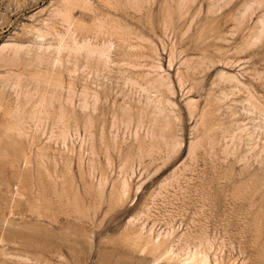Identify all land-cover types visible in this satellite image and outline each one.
<instances>
[{"label":"rangeland","instance_id":"rangeland-1","mask_svg":"<svg viewBox=\"0 0 264 264\" xmlns=\"http://www.w3.org/2000/svg\"><path fill=\"white\" fill-rule=\"evenodd\" d=\"M62 1L0 0V264H264V0Z\"/></svg>","mask_w":264,"mask_h":264},{"label":"bare ground","instance_id":"bare-ground-1","mask_svg":"<svg viewBox=\"0 0 264 264\" xmlns=\"http://www.w3.org/2000/svg\"><path fill=\"white\" fill-rule=\"evenodd\" d=\"M135 1H137V0H135ZM139 1H140V0H139ZM178 1H179V0H178ZM189 1H190V0H189ZM62 2H63V4H64V6L66 5V7H64V8H66V9L64 10V8H63L62 11L59 12V10H58V12L60 13L59 15H62L67 21H69V20L71 21V18H72V17H71V15H72L71 12H72V10H74L75 8H77V10H78V8H80V6H83L82 8H84V7L86 8V7H88V6L90 5V4L88 5L89 2H86L85 0H63ZM62 2H61V3H62ZM114 2H115V1H114ZM128 2H129V1H128ZM137 2H138V1H137ZM181 2H182V1H181ZM193 2H194V1H193ZM120 3H121V2H120ZM146 3H147V2H146ZM91 4H92V2H91ZM173 4H174V3H173ZM256 4H257V3H256ZM108 5H109V4H108ZM132 5H134V4L132 3ZM61 6H62V5H61ZM165 6H166V5H165ZM180 6H181V5H180ZM180 6H179V7H180ZM176 7H177V6H176ZM90 8H92L91 5H90ZM90 8H89V7L86 8L85 11H84V9H83V11L86 12V10L88 9L87 11L90 12V10H91ZM134 8H135V7H134ZM165 8H166V7H165ZM89 9H90V10H89ZM56 11H57V10H56ZM56 11H55V13H56ZM74 11H75V10H74ZM80 11H81V10H80ZM58 12H57V14H58ZM61 12H62V14H61ZM91 12H93V10H92ZM166 12H167V11H166ZM179 13H180V12H179ZM184 13H185V12H184ZM245 13H246V12H245ZM48 14H49V13H48ZM48 14H47V15H48ZM52 14H53V13H52ZM179 15H180V14H179ZM263 16H264V15H263ZM57 17H60V16H57ZM109 18H110V17H109ZM46 19H47V18H46ZM62 19H63V18H62ZM135 19H136V18H135ZM66 20H65V21H66ZM260 20H261V19H260ZM67 21H66V22H67ZM70 21H69V23H70ZM115 21H116V20H115ZM121 21H122V20H121ZM95 22H96V21H95ZM51 23H52V22H51ZM63 23H64V22H63ZM63 23H62V24H63ZM69 23H68V24H69ZM77 23H79V22H77ZM80 24H81V23H80ZM98 24H99V23H98ZM100 24H101V23H100ZM112 24H113V23H112ZM123 24H124V23H123ZM77 25H78V24H77ZM81 25H82V24H81ZM101 25H102V24H101ZM69 26H70V25H69ZM69 26H68V27H69ZM98 26H99V25H98ZM98 26H97V27H98ZM125 26H126V25H125ZM75 27H76V26H75ZM82 27H83V26H82ZM72 28H73V26H72ZM77 28H79V27L77 26ZM90 28H91V27H90ZM101 28H102V26H101ZM126 28H127V27H126ZM126 28H125V29H126ZM69 29H70V27H69ZM121 29H122V28H121ZM73 30H75V29H73ZM82 30H84V28H83ZM85 30H87V29H85ZM88 30H89V29H88ZM122 30H123V29H122ZM77 31H78V30H77ZM77 31H76V32H77ZM94 31H95V30H94ZM107 31H108V30H107ZM129 31H130V30H129ZM69 32H71V31H69ZM74 32H75V31H74ZM74 32H71V39H70V42H71V43H70V46H69V44H68V46H67V45L63 46V45L66 44V43L60 42V41H62V40L59 41L61 44L63 43L62 47H64V49H65V47H69L68 49H70L71 51H74V52L77 51L76 53H79L80 51H81V52L84 51V52H86V54H88V55H90V54L93 55V54H94V56H95V54H97V55H99L100 57L102 56L101 58H103V57L105 58V55H104V54H107V50H108V49H104L105 46H103V49H104V50L101 51L102 48L98 49L97 47H96V48H95V47H92V46H91L92 44L87 43L85 40H83L82 42L79 43V41L76 40L77 37L75 38ZM100 33H101V31H100ZM109 33H110V32H109ZM127 33H128V32H127ZM75 34H76V33H75ZM41 35H42V34H41ZM49 35H50V34H49ZM98 35H99V34H98ZM105 35H106V34H105ZM140 35H141V34H140ZM58 36H59V35H58ZM64 36H65V35H64ZM96 36H97V35H96ZM121 36H123V34H122ZM65 37H66V36H65ZM124 37H125V36H124ZM135 37H136V36H135ZM143 37H144V36H143ZM121 38H123V37H121ZM125 38H126V37H125ZM66 39H67V38H66ZM71 40H72V41H71ZM87 40H88V39H87ZM121 40H122V39H121ZM138 40H139V39H138ZM146 40H147V39H146ZM146 40H145V41H146ZM122 41H123V40H122ZM124 41H125V40H124ZM141 41H142V39H141ZM60 43H59V46L61 45ZM57 44H58V43H57ZM106 45H107V44H106ZM108 45H109V44H108ZM4 46H5V45H4ZM17 47H18V46H17ZM22 47H23V46H22ZM24 47H25V46H24ZM40 47H41V48H40ZM40 47H39L40 49H43L42 46H40ZM62 47H61V46L59 47V48H61V50L59 49L60 51H62ZM112 47H113V46H112ZM151 47H152V46H151ZM1 48H2V47H1ZM4 48H5V47H4ZM12 48H14V47H12ZM46 48H47V49H46ZM46 48H45L46 50L50 49L49 47H46ZM55 48H56V47H55ZM108 48H109V47H108ZM149 48H150V47H149ZM10 49H11V48H10ZM17 49H18V48H17ZM19 49H20V47H19ZM57 49H58V47H57ZM57 49H54V50L57 51ZM137 49H138V48H137ZM4 50H5V49H4ZM13 50H14V49H13ZM70 50H69L68 52H70ZM112 50H113V49H112ZM6 51H7V49H6ZM139 51H140V50H139ZM0 52H1V51H0ZM68 52H67V53H68ZM74 52H73V53H74ZM108 52H109V51H108ZM70 53H71V52H70ZM82 53H83V52H82ZM15 54H16V53H15ZM31 54H32V53H31ZM153 54H154V53H153ZM49 55H50V54H49ZM88 55L86 56L87 58H88ZM108 55H109V54H108ZM156 55H157V54H156ZM156 55H155V56H156ZM14 56H15V55H14ZM17 56H18V55H17ZM35 56H36V55H35ZM90 56H91V55H90ZM157 56H158V55H157ZM11 58H12V57H11ZM36 58H37V57H36ZM67 58H68V57H67ZM84 58H85V57H84ZM107 58H108V57H107ZM107 58H105V59H107ZM129 58H130V57H129ZM18 59H19V58H18ZM39 59H40V57H39ZM39 59H37V60H39ZM97 59H99V58H97ZM137 59H138V58H137ZM102 60H103V59H102ZM107 60H108V59H107ZM107 60H105V61H107ZM139 60H140V59H139ZM139 60H138V61H139ZM153 60H154V59H153ZM153 60H152V61H153ZM129 61H130V60H129ZM136 61H137V60H136ZM140 61H141V60H140ZM198 61H200V60H198ZM206 61H207V60H206ZM102 62H103V61H102ZM201 62H202V61H201ZM54 63H55V62H54ZM87 63H88V62H87ZM106 63H107V62H106ZM68 64H69V63H68ZM104 64H105V63H104ZM192 64H193V63H192ZM105 65H107V64H105ZM53 66H54V65H53ZM154 66H155V64H154ZM121 67H123V66H121ZM128 67H129V66H128ZM141 67H142V66H141ZM151 67H152V66H151ZM86 68H87V67H86ZM194 68H195V67H194ZM199 68H200V67H199ZM106 69H107V68H106ZM131 69H132V68H131ZM135 69H136V68H135ZM153 69H154V68H153ZM156 69H157V68H156ZM158 69H159V68H158ZM196 69H197V68H196ZM196 69H195V70H196ZM86 70H87V69H86ZM140 70H141V69H140ZM81 71H82V70H81ZM185 71H186V70H185ZM190 71H191V70H190ZM68 73H69V72H68ZM115 73H116V72H115ZM177 73H178V72H177ZM39 74H40V73H39ZM96 74H97V73H96ZM11 75H12V74H11ZM12 76H13V75H12ZM39 76H40V75H39ZM42 76H43V75H42ZM69 76H70V75H69ZM145 76H146V75H145ZM3 77H4V76H3ZM7 77H8V76H7ZM17 77H18V76H17ZM129 77H130V76H129ZM159 77H160V76H159ZM221 77H222V76H221ZM4 78H5V77H4ZM135 78H136V77H135ZM137 78H138V77H137ZM161 78H162V77H161ZM225 78H226V77H225ZM9 79H10V78H9ZM11 79H12V78H11ZM33 79H34V77H33ZM57 79H58V78H57ZM156 79H157V78H156ZM220 79H221V78H220ZM227 79H228V78H227ZM18 80H19V79H18ZM162 80H163V79H162ZM222 80H223V79H222ZM229 80H230V79H229ZM231 80H232V79H231ZM231 80H230V82H231ZM235 80H236V79H235ZM130 81H131V80H130ZM159 81H160V80H159ZM159 81H157V82L159 83ZM220 81H221V80H220ZM236 81H237V80H236ZM4 82H6V81H4ZM58 82H59V81H58ZM141 82H142V81H141ZM225 82H226V81H225ZM233 82H234V81H233ZM56 83H57V82H56ZM130 83H131V82H130ZM152 83H153V82H152ZM166 83H167V82H166ZM36 84H37V83H36ZM43 84H44V83H43ZM124 84H125V83H124ZM126 84H127V83H126ZM160 84H161V83H160ZM164 84H165V83H164ZM164 84H163V85H164ZM194 84H195V83H194ZM17 85H18V84H17ZM45 85H46V84H45ZM51 85H52V84H51ZM60 85H61V84H60ZM155 85H156V84H155ZM161 85H162V84H161ZM161 85H159V86H161ZM163 85H162V86H163ZM69 86H70V85H69ZM148 86H149V85H148ZM162 86H161V87H162ZM164 86H165V85H164ZM240 86H241V85H240ZM5 87H6V86H5ZM37 87H38V86H37ZM41 87H42V86H41ZM132 87H133V86H132ZM141 87H142V86H141ZM168 87H169V86H168ZM170 87H171V86H170ZM71 88H72V87H71ZM162 88H163V87H162ZM17 89H18V88H17ZM158 89H159V87H158ZM70 90H71V89H70ZM85 90H86V89H85ZM145 90H146V89H145ZM145 90H144V92H146ZM166 90H167V88H166ZM81 91H82V90H81ZM104 91H105V90H104ZM153 91H154V90H153ZM37 92H38V91H37ZM82 92H83V91H82ZM32 93H33V92H32ZM80 93H81V92H80ZM167 93H168V92H167ZM35 94H36V93H35ZM83 94H84V93H83ZM71 95H72V94H71ZM84 95H86V94H84ZM147 95H148V94H147ZM158 95H159V94H158ZM27 96H28V95H27ZM44 96H45V95H44ZM92 96H93V95H92ZM85 97H86V96H85ZM126 97H127V96H126ZM33 98H34V97H33ZM71 98H72V97H71ZM157 98H158V97H157ZM42 99H43V98H42ZM158 99H159V98H158ZM86 100H87V99H86ZM137 100H138V99H137ZM40 101H41V100H40ZM95 101H96V100H95ZM83 102H85V101H83ZM83 102H81V103H83ZM107 102H108V101H107ZM96 103H97V102H96ZM150 103H151V102H150ZM157 103H158V102H157ZM83 104H85V103H83ZM140 104H141V103H140ZM148 104H149V103H148ZM153 104H154V103H153ZM153 104H152V105H153ZM168 104H170V102H169ZM192 104H193V103H192ZM119 106H120V105H119ZM148 106H149V105H148ZM153 106H154V105H153ZM193 106H194V105H193ZM84 107H85V106H84ZM96 107H97V106H96ZM145 107H146V106H145ZM159 107H161V106H159ZM37 108H38V107H37ZM43 108H44V107H43ZM86 108H87V107H86ZM126 108H127V107H126ZM124 109H125V108H124ZM127 109H128V108H127ZM160 109H161V108H160ZM170 109H171V108H170ZM191 109H192V108H191ZM18 110H19V109H18ZM35 110H36V109H35ZM107 110H108V109H107ZM130 110H131V109H130ZM158 110H159V108H158ZM161 110H162V109H161ZM257 110H258V109H257ZM120 111H121V109H120ZM153 111H155V110H153ZM153 111H152V112H153ZM156 111H157V106H156ZM193 111H194V110H193ZM195 111H196V110H195ZM38 112H39V111H38ZM121 112H122V111H121ZM126 112H127V111H126ZM126 112H124V113H126ZM131 112H132V111H131ZM158 112H160V111H158ZM158 112H157V113H158ZM162 112H163V111H162ZM35 113H36V112H35ZM115 114H116V113H115ZM128 114H129V113H128ZM130 114H131V113H130ZM152 114H153V113H152ZM152 114H151V115H152ZM155 114H156V113H155ZM161 114H162V113H161ZM8 115H9V114H8ZM10 115H11V114H10ZM13 115H14V114H13ZM31 115H32V114H31ZM38 115H39V114H38ZM59 115H60V114H59ZM153 115H154V114H153ZM153 115H152V116H153ZM158 115H160V114H158ZM19 117H20V116H19ZM119 117H120V116H119ZM125 117H126V116H125ZM131 117H132V116H131ZM161 117H162V116H161ZM163 117H164V116H163ZM40 118H41V117H40ZM44 118H45V117H44ZM121 118H122V117H121ZM123 118H124V117H123ZM151 118H153V117H151ZM154 118H155V117H154ZM206 118H207V117H206ZM58 119H59V117H58ZM139 119H141V118H139ZM158 119H159V118H158ZM119 120H120V119H119ZM161 120H162V119H161ZM30 121H31V120H30ZM35 121H36V120H35ZM60 121H61V119H60ZM88 121L90 122L91 120H88ZM127 121H128V120H127ZM141 121H142V120H141ZM21 122H22V121H21ZM89 122H88V123H89ZM113 122H114V121H113ZM136 122H137V121H136ZM149 122H150V121H149ZM154 122H155V121H154ZM40 123H41V122H40ZM76 123H77V122H76ZM88 123H87V125H88ZM202 123H203V122H202ZM154 124H155V123H154ZM165 124H166V122H165ZM167 124H168V123H167ZM200 124H201V123H200ZM90 125H91V124H90ZM90 125H89V126H90ZM12 126H13V125H12ZM18 126H19V125H18ZM167 126H168V125H167ZM175 126H176V125H175ZM63 127H64V125H63ZM90 127H91V126H90ZM102 127H103V126H102ZM142 127H143V126H142ZM165 128H166V129H165V132H166V131L168 130L169 127H168V128L165 127ZM9 129H10V128H9ZM64 129H65V128H64ZM64 129H63V130H64ZM141 129H142V128H141ZM155 129H156V128H155ZM174 129H175V128H174ZM16 130H17V129H16ZM25 130H26V129H25ZM102 130H103V129H102ZM102 130H101V131H102ZM64 131H67V129L64 130ZM135 131H136V130H135ZM161 131H162V130H161ZM170 131H171V130H170ZM170 131H169V132H170ZM175 131H176V130H175ZM62 132H63V131H62ZM67 132H68V131H67ZM88 132H90V131L88 130ZM99 132H100V131H99ZM149 132H150V131H149ZM18 133L21 134L22 132L20 133V131H19ZM23 133H24V132H23ZM23 133H22V134H23ZM150 133H151V132H150ZM158 133H159V132H158ZM176 133H177V132H176ZM11 134H13V133L11 132ZM145 134H146V133H145ZM160 134H161V133H160ZM171 134H172V133H171ZM171 134H170V137H168V138H170V140L173 138V137H171ZM24 135H25V134H24ZM62 135L64 136L63 133H62ZM62 135H61V136H62ZM67 135H68V134H67ZM86 135H87V134H86ZM162 135H163V136L165 135V136H164V139H165L167 134H162ZM17 136H18V135H17ZM17 136H16V137H17ZM21 136H22V135H21ZM167 136H168V135H167ZM66 137H67V136H66ZM161 137H162V136H161ZM18 138H20V137H18ZM154 138H155V137H154ZM63 139H65V138H63ZM162 139H163V138H162ZM174 139H175V138H174ZM177 139H178V138H177ZM171 141H172V140H171ZM175 141H176V140H175ZM63 142H64V141H63ZM162 143H163V142H162ZM156 144H157V143H156ZM165 145H166V144H165ZM174 145H175V143H174ZM176 145H177V144H176ZM106 149H107V148H106ZM40 150H41V149H40ZM38 151H39V150H38ZM17 153H18V152H17ZM30 153H31V152H30ZM42 153H43V152H42ZM93 153H94V152H93ZM94 155H95V154H94ZM25 156H26V155L23 156V159H25V160L28 159V158H26ZM5 157H6V156H5ZM20 158H21V157H20ZM44 158H45V157H44ZM0 159H1V158H0ZM18 160H19V159H18ZM28 160H29V159H28ZM26 161H27V160H26ZM26 161H25V162H26ZM54 161H55V160H54ZM26 164H27V162H26ZM27 165H28V164H27ZM81 165H82V164H81ZM81 165H80V166H81ZM30 166H31V165H30ZM25 167H26V166H25ZM123 172H124V171H123ZM47 173H48V172H47ZM50 177H51V176H50ZM55 177H56V176H55ZM48 178H49V177H48ZM50 180H51V179H50ZM123 180H124V178H123ZM126 180H127V179H125V181H126ZM125 181L122 182V184H121L122 186H120V187H121V195H123V194L126 195V194H127L128 184H127ZM112 186H113V185H112ZM99 188H100V187H99ZM112 189H113V187H112ZM119 189H120V188H119ZM119 191H120V190H119ZM119 191H118V192H119ZM119 195H120V192H119ZM117 196H118V195H117ZM121 197H122V196H121ZM121 197L119 196V198H121ZM123 197H126V196L123 195ZM132 221H134V219H133ZM12 224H13V223H12ZM2 225H4L3 222H2ZM4 226H5V225H4ZM9 226H10V225H9ZM9 228H10V227H9ZM13 229H14V228H13ZM21 229H22V228H21ZM36 229H37V228H36ZM140 230H142V229L140 228ZM143 230H144V229H143ZM23 231H24V230H23ZM142 233H143V232H142ZM147 233H148V232H147ZM149 234H151V231H150V233H148V235H149ZM139 235H140V234H139ZM159 235H160V234H159ZM140 236H141V235H140ZM140 236H139V238L141 239L142 237H140ZM158 237H159V236H158ZM167 237H168V236H167ZM134 238H136V237H134ZM137 238H138V236H137ZM161 238L163 239L164 236L162 237V235H161ZM165 238H166V237H165ZM165 238H164V240H165ZM142 239H143V238H142ZM134 240H135V239H134ZM136 241H137V240H136ZM144 241H145V240H144ZM153 242H156V241H153ZM163 243H164V242H163ZM144 244H145V246L148 247L150 250H152V248H154V245H153V243H152V241H151L150 236L147 237V240H146V242H145ZM164 244H165V243H164ZM161 245H163V244H161V243L158 244V246L156 247V248H157V249H156L157 251H159L158 248H160V249L162 248V247H160ZM143 249H144V248H143ZM154 250H155V249H154ZM170 250H171V249H170ZM171 251H173V250H171ZM171 251L169 252V255H171ZM165 252H166V251H165ZM2 253H3V252H2ZM179 253H180V252H179ZM202 253H203V252H202ZM164 254H165V253H164ZM176 254H177V253H176ZM176 254H175V255H176ZM162 255H163V254H162ZM167 255H168V253H166V254L164 255L165 257H164V256H163V257L166 258ZM169 255H168V258H170ZM9 257H10V256H9ZM158 257H159V255H158ZM189 257H190V258H189ZM189 257H188V258H189L190 260L187 259L188 262H185V263H182V264H189V263H191V264H206V262H207V259H205V258H207L206 256H205V257L202 256L203 258H202V257L199 258V255L197 256L196 253H195V254H192V255L189 256ZM4 258H5V257H4ZM171 258H172V257H171ZM16 259H17V258H16ZM16 259H15V260H16ZM20 259H21V258H20ZM36 259H37V258H36ZM162 260H163V259H162ZM163 261H164V260H163ZM213 261H214V260H213ZM2 264H3V263H2ZM215 264H216V262H215ZM230 264H231V263H230Z\"/></svg>","mask_w":264,"mask_h":264}]
</instances>
